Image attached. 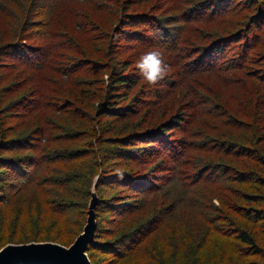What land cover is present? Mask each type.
<instances>
[{
	"label": "rangeland",
	"instance_id": "rangeland-1",
	"mask_svg": "<svg viewBox=\"0 0 264 264\" xmlns=\"http://www.w3.org/2000/svg\"><path fill=\"white\" fill-rule=\"evenodd\" d=\"M118 1L119 4H116V0L0 1V64H5V67L0 69V73L5 74L2 86L16 88V91L13 90L14 93L12 91L3 95V99H0V108L11 107L13 102L24 98L34 100L37 105L36 109H33L34 112H26V106L20 107L24 105L26 99L17 106L15 104L13 109L19 110L22 118L17 114L7 115L0 109V131L14 126L18 128L19 133L13 136L26 138L35 135L39 129L40 132L45 131L44 135L50 136L53 142H57L58 147L59 140L64 138V134L77 131L80 139L74 147L82 155L73 150L69 151L68 154L76 155L74 160L78 162L73 171L84 178L82 187L86 186V178L89 180L87 188L89 193L90 190L97 189L96 182L101 183L99 187L101 201L96 219L98 238L94 246L88 249L89 252L87 251L89 259L93 264H146L149 263L147 260L136 259L137 256L129 263L125 261L132 255V249L125 256H120L129 246H135L144 233V230H139L140 234L134 233V226L139 222H132L131 218H127L128 215L124 214L126 209L123 208L130 203L140 206L144 202L143 199L150 200L155 195L165 193L169 200H173L171 197L173 194L184 191L183 195L188 198L185 197L183 201L190 203L187 199L192 198L193 190L197 186L190 184L189 180L184 187L183 179L181 181L180 179L183 172H194L193 166H209L210 169H214L213 171L217 173L214 175L217 177L215 178L217 183L220 182V178L232 177L233 174L225 173L230 166L225 159L230 153L234 156L237 148L224 145L223 139L213 131L215 125L212 117L220 112L216 106L239 108L238 98L247 97L245 92L248 87L232 84L235 88L233 86L227 88L220 77L228 75H218L216 69L228 63H237L239 57L246 58L240 72L257 74L264 83L263 73L260 71L264 67L262 61H259L260 56L256 55L264 41V24L261 25V29L252 27L249 29L251 31H247L245 26L238 27L237 20L247 23L244 14L249 18L256 13L251 10L247 12L240 7L225 13L223 11L230 6L225 4L223 13L214 18L207 17L209 13H204V17H200L198 22L195 20L187 23L178 22L171 27V32L163 26L162 29L171 37L161 38L158 34L154 35V29L142 19L146 15L133 18L132 23L124 24L120 21L127 7L128 13L145 12L150 17H155L166 8L161 4L163 0ZM30 10L32 24L25 19L26 13ZM239 11L241 14L237 15ZM226 22H233L235 26L225 29ZM19 29L21 30L19 39L26 45L24 47L26 52L23 54L12 53V48L6 46L17 38ZM253 33L258 35L256 40H253ZM245 37H249L248 40L244 41ZM213 46L215 49L223 46L224 55L218 59L211 50L210 56H205L203 62L192 61L196 54ZM154 48L163 52L171 70L159 84L149 87L139 75L135 61L145 51ZM209 63H213L214 70H207ZM114 66L117 69L123 68L119 72L131 73L134 81L131 87L118 88L120 90L117 92L120 95L128 97L124 104L122 103L124 101L119 99L115 101L116 107H120L121 104L125 108L120 111V116H111L96 109L98 103L110 91L109 73ZM81 82L85 85H81ZM83 88L85 94L81 92ZM65 90L67 93L63 94ZM75 94L82 95V99L76 103L77 106H70V103V107L66 106L70 101L68 97L72 98ZM50 102L59 103L58 106L62 107V110L47 106ZM64 106L67 107L65 116L70 127L68 131H61L63 122L60 112L65 110ZM178 114L181 116L180 125L164 136L168 144L161 143L162 147L159 144L155 145V150H158L156 154L148 155L151 151L148 139L138 138L132 144L122 145L120 138L133 131L163 124ZM84 115L87 117L84 118ZM227 117L231 115L227 114ZM77 120H81V124L77 125ZM231 120L234 121L233 117ZM216 128L224 138L234 134L221 130L218 125ZM201 142L204 144L201 145ZM239 146L241 145H237ZM202 147H206L207 150H202ZM238 151L236 153L239 155ZM249 158L251 157L243 160ZM129 169L135 172L131 173ZM123 174H126L124 177L127 179L122 178ZM216 182L213 178L208 185ZM231 183L238 187L251 185V183L244 185L238 181H229L227 184ZM76 187L77 185L73 183L72 188ZM133 188H137L139 192ZM150 189L153 191L149 192ZM204 194H211V191L208 190ZM236 194L237 191L233 193V197L221 201L205 197L209 206L219 209L216 221L220 225L230 224L225 210L230 207L232 199L237 197ZM223 202L227 206H224ZM172 205L171 201L167 202L165 211H169ZM180 210V205L176 206L169 216H174ZM138 214L140 212L136 213ZM161 216L160 212L156 218L151 216L146 218L159 220ZM237 217L241 218L238 213L232 212V223H238ZM183 219L184 221L191 219L187 210H182L181 214L176 216L177 223ZM176 222L171 221L165 225V232L155 233L182 237L185 231L190 230L189 223ZM153 225L152 223L148 228ZM69 226H73L72 221ZM145 227L146 224L137 225L138 229ZM192 235L197 238L196 244L205 238L204 233L196 230ZM151 239L155 242L147 244L150 240L145 242L141 240L133 249L139 251L141 248H151L153 249L151 253L156 256L164 255L171 249L167 237L159 240L156 235H152ZM8 244L0 243V250ZM226 248L229 253L240 251L243 255L248 254L245 259L241 258L242 260L251 261L252 264H264V254L261 257L251 255L247 246L237 243V240ZM141 256L145 257L142 253ZM217 259L218 257L212 259L210 264L229 263ZM233 259L238 260L237 257ZM199 264L203 263L200 261Z\"/></svg>",
	"mask_w": 264,
	"mask_h": 264
},
{
	"label": "trees",
	"instance_id": "trees-1",
	"mask_svg": "<svg viewBox=\"0 0 264 264\" xmlns=\"http://www.w3.org/2000/svg\"><path fill=\"white\" fill-rule=\"evenodd\" d=\"M128 1L125 0V2ZM231 2L232 0H163L161 4L164 7L166 6V8L162 9L157 16L150 17L145 12L137 14L133 11L128 13L129 7H127L120 23H132L134 21L133 18L137 19L146 15L142 19L146 20L148 25L154 29V35L158 34L161 38H170L171 35H168L162 29L163 26H166L168 32H171V27L177 25L178 22L187 23L194 20L198 22L200 17H204V13H209L207 17L214 18L222 12L225 4H229L230 6H227L223 12L227 13L240 7V9L247 10V12L251 10L256 13V15L249 18L244 14L243 17L244 20H247V23L244 24L243 21L237 20L238 27L245 26L247 31H251L249 29L252 27L261 29V25L264 24V0H233ZM119 3L120 1L116 0V4ZM245 4L247 5L245 6ZM218 8L220 10H216ZM31 12L32 10L26 13L25 19L32 24ZM240 14L241 11L237 13V15ZM129 18L130 20H128ZM234 26L235 23L226 22L224 28H232ZM20 34L21 30L19 29L17 38L13 42L6 44L7 47L12 48V53L20 52L23 54L26 52L25 43L19 39ZM252 37L253 40H256L258 35L253 33ZM248 38L245 37L244 41L248 40ZM211 50L218 59L224 55L223 46H218L217 49L213 46L209 49H203L196 54L192 61L203 62V58L209 55ZM256 55L260 56L261 60L259 61H262L264 67V41ZM239 58L237 63H228L224 66L225 68L221 67L216 70H218V75H228L220 77L221 82L227 88L232 86L235 88L234 85L247 86L248 90L245 92L247 97L238 98L239 108L227 106V109L225 106H216L217 111L220 110V112L218 114L215 113L216 115L212 117L215 125L213 131L223 139L224 145H231L229 146L230 148L234 146L235 149L237 148L234 152L236 156H232L230 153L225 159L230 165L228 167L229 170H226L225 173L233 174L234 176L220 178V182L217 183V179H215L217 177H214L217 173L213 171L214 169H210L209 166H193L194 172H183L180 179V181L183 179L184 187L186 186V181L189 180H191L190 184L197 186L193 190L192 198L187 199L190 203L183 201L188 198V196L183 195L184 191L176 195L173 194L175 195L171 196L174 198L173 200H169L168 195L165 193L160 196L155 195L150 200L143 199L144 202L140 206L138 204H127L123 208V210L126 209L124 214L128 215L127 218H131L132 222H139L134 226V233L140 234L139 230H144L140 239L144 242L150 240L147 244L155 242L151 239L152 235H156L159 240L167 237L168 242L170 241L168 246L171 248L167 250L166 254L156 256L153 252L151 253L153 250L151 248H141L139 251L133 249L141 242L139 240L135 246H129L126 251L121 253L120 256H125L132 249V255L125 260L127 263L137 256L136 259L147 260L149 263L146 264H199L200 261L203 264H210V261L217 257V260L228 261V264H252L251 261L242 260L248 254L243 255L240 251L229 253L226 247L232 246L234 240L247 246V249L251 251V255L256 254V256L261 257L264 254V83H262L261 78H258L260 76L257 74H250L246 71L240 72L243 70L246 58ZM212 65L213 63L207 65L208 71L215 69ZM2 67H5V64H0V69ZM121 69L123 68L117 69L114 66L110 71L108 85L110 91L98 103L99 105L96 108L98 111L111 116H120V111L125 109L121 104L120 107H116L115 101L119 99L124 101L122 102L124 104L128 99L127 96L120 95L117 92L120 90L118 88L131 87L134 83L131 73L119 72ZM260 71H262V77H264V68ZM3 78H5V74L0 73V95H2L0 99H3V95L11 93L13 90L16 91L15 87L2 86L4 84ZM81 85L85 84L81 82ZM81 92L85 94L84 88ZM65 93H67L66 90L63 94ZM72 98L68 97L70 101H68L66 106H69L70 103V106L76 107V103L82 99V95L75 94ZM24 99L18 100L16 103L13 102L14 104L11 107L4 106V108L0 109L7 115L15 116L17 114L22 118L20 111L13 108L15 104L16 106L19 105ZM33 101L32 99H26L24 105L20 107L24 108L26 106V112H34L33 109H36L37 105ZM58 105L59 103L57 104L56 102L47 104V106H53L55 110L59 109L61 111L62 107ZM66 106H64L65 110L60 112L64 117L59 113L62 118L61 122H63L61 131L70 129L67 122L68 119L65 116L67 114ZM233 109L237 110L229 111ZM113 110L119 112L115 113ZM227 114H230L234 121L231 120V117H227ZM86 117L87 115H84V118ZM179 121H181L180 114L172 116L163 124L133 131L126 137L120 138V140L123 142L122 145L125 146L127 143L132 144L138 138L148 139L149 149L151 150L148 155H154L158 151L155 150V145L159 144L162 147L161 143L163 145L168 144L164 136L174 127H178L180 125ZM76 124H81V120H77ZM217 125L221 130L234 134L229 138L222 137L216 128ZM6 129L8 130L5 131ZM18 133V128H14V126L0 131V243L29 244L32 242H53L70 247L86 226L89 203L92 198L91 190L89 193L87 189L89 188V180L86 178V186L82 187L84 178L73 171L78 165V162L74 160L76 155L68 154L70 150H73L82 155L74 147V144L79 141L80 135L77 131L64 134V138L59 140L60 146L58 147V145L56 146L57 142H53L50 136L44 135L46 134L45 131L40 132L38 129L35 135L27 136L26 138L13 136ZM200 144L203 145L204 142ZM237 145L241 146L237 147ZM250 147H255V149ZM202 150H207V148L202 147ZM237 150H239V155L236 153ZM249 156L251 158L243 160ZM239 169L242 171H239ZM129 172L134 173L135 170L129 169ZM125 175H122L123 179H127L124 177ZM213 178L216 183H212L209 186L208 184H211L210 181ZM229 181H238L244 185L251 183V185L248 187L239 186V188L231 183L235 186L233 187L231 184H227ZM73 183L77 185L76 188H72ZM100 184H97L96 187L98 197V204L95 209L96 219H98L97 208L101 201L99 194ZM145 185L143 188L146 187ZM133 189L136 190L137 188ZM208 190L211 191V194H204ZM136 191L139 192V190ZM148 191L153 190L150 189ZM235 191H237V197L235 196L232 199L230 207L225 210L230 222V224H225V227L216 221L220 213L219 209L215 206H209L205 201V197H212V199H218L219 201L227 200L233 197ZM170 201L173 203V207L171 206L172 208L166 212V204ZM223 203L224 206H227L225 202ZM179 205L181 210L174 216H169L175 207ZM182 210H187L191 219L188 221L183 219L180 223H177L176 216L181 214ZM137 212H140V214L136 215ZM160 212L162 216L159 220L146 218L148 216L156 218ZM232 212L238 213V216L241 217L240 219L237 217L238 223H232ZM70 221H72L73 226H69ZM171 221H175L177 224L187 222L190 224V230L185 231L186 233H183L182 237L155 233V231L165 232L164 226ZM152 223L154 225L148 228ZM143 224H146L147 227L144 229L137 228V225L141 226ZM97 230L94 242L89 246V250L97 242ZM195 230L199 233H204L203 237H205L198 244H196V236L192 235ZM261 231H263L262 234ZM141 253L146 258L141 256ZM233 257H237L238 260L233 259ZM212 263L215 264V262Z\"/></svg>",
	"mask_w": 264,
	"mask_h": 264
},
{
	"label": "water",
	"instance_id": "water-1",
	"mask_svg": "<svg viewBox=\"0 0 264 264\" xmlns=\"http://www.w3.org/2000/svg\"><path fill=\"white\" fill-rule=\"evenodd\" d=\"M98 182L95 183V188ZM87 224L70 247L53 242L8 244L0 250V264H93L87 251L94 242L97 229L95 209L98 204L96 189L92 190Z\"/></svg>",
	"mask_w": 264,
	"mask_h": 264
},
{
	"label": "clouds",
	"instance_id": "clouds-1",
	"mask_svg": "<svg viewBox=\"0 0 264 264\" xmlns=\"http://www.w3.org/2000/svg\"><path fill=\"white\" fill-rule=\"evenodd\" d=\"M135 67L143 82L149 87L159 84L171 70L163 52L158 48L145 51L140 55L135 61Z\"/></svg>",
	"mask_w": 264,
	"mask_h": 264
}]
</instances>
